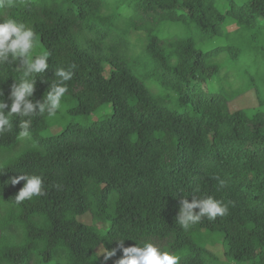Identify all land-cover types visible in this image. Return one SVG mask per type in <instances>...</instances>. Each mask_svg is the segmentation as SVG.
Listing matches in <instances>:
<instances>
[{"label": "trees", "instance_id": "trees-1", "mask_svg": "<svg viewBox=\"0 0 264 264\" xmlns=\"http://www.w3.org/2000/svg\"><path fill=\"white\" fill-rule=\"evenodd\" d=\"M8 18L51 53L31 99L74 63L61 106L111 113L44 139L50 117H34L32 141L18 137L14 117L0 135V264H117L123 248L146 241L180 264H264V98L250 76L257 107L231 112L240 93H225L229 68L221 76L223 58L244 49L264 68V0H13L0 8ZM20 74L0 66L5 103ZM20 173L43 176L45 194L17 204L24 182L10 178ZM193 195L222 200L228 214L182 229L180 199ZM216 244L224 262L208 249ZM99 248L115 250L113 263Z\"/></svg>", "mask_w": 264, "mask_h": 264}, {"label": "clouds", "instance_id": "clouds-1", "mask_svg": "<svg viewBox=\"0 0 264 264\" xmlns=\"http://www.w3.org/2000/svg\"><path fill=\"white\" fill-rule=\"evenodd\" d=\"M13 0H0V8L11 7ZM37 47V36L34 29L12 18L0 22V66L12 65L21 73L12 85L8 99L10 104L3 100V92H0V135L13 130L12 119L19 118L18 137L21 140L32 141L33 118L47 114L55 117L61 109V100L68 92V84L77 69L76 64H69L66 68H56L55 79L49 85V91L42 100L31 99L35 91L34 77L48 68L50 52L43 51L40 55L32 56ZM7 109V111H5ZM218 181V190L226 186V181L215 177ZM21 181L23 187L15 196V202L20 204L33 197L45 194L44 178L37 174L20 173L10 178V183L16 185ZM59 188V185H56ZM198 209V211H194ZM229 205L222 200L211 196L193 195L191 202L186 198L180 199V207L176 222L184 230L198 224L203 218L212 221L217 217L228 214ZM104 259L108 260L115 255V250L104 248L100 252ZM99 254V255H100ZM117 264H180V257L150 241L142 245L123 248V257Z\"/></svg>", "mask_w": 264, "mask_h": 264}, {"label": "rangeland", "instance_id": "rangeland-1", "mask_svg": "<svg viewBox=\"0 0 264 264\" xmlns=\"http://www.w3.org/2000/svg\"><path fill=\"white\" fill-rule=\"evenodd\" d=\"M242 51L243 53L241 57L237 59L235 62H232L230 59H228L227 62L226 56L225 58H223V63H227V64L221 76L224 78L225 76L224 72L228 68L230 69L228 75L225 77V79H223V83H222V85H224L226 89L225 93L231 96L235 95V93L236 94L240 93L239 95L238 94L235 95L234 99L231 100L228 104L229 110L231 112L241 109H252L257 107L258 102L256 95L254 91L250 90L248 86V81L250 79V76L256 82L258 89L264 98V68L262 65L257 66L258 65L257 61L255 62L256 65L253 64L255 58L249 49H244ZM42 52H43L42 48L40 47L37 41V47L34 48L31 55L32 56L40 55ZM255 66H257V68H255ZM242 78L244 79V81L241 80ZM218 86L220 87L218 83H215V89H218L219 88ZM70 107H71L70 103H67V101L64 102L63 105L61 106V109L59 110V113L55 117H50L48 119L49 128L44 133H42L39 136V138L44 139L49 136L56 135L67 124L77 123L82 126H86L91 122L96 121L98 118L111 113V108L108 105H106L99 108L96 112L88 116L78 117V116H72L66 112L67 109ZM24 145L25 143L21 144L17 150H13L11 152H5L3 154V160H7L18 155L19 152L25 149ZM79 221L87 225L93 224V221L89 215L80 217ZM95 225L97 227L101 226L100 224H95ZM208 249L218 258L219 262L225 261V259L223 258L222 247L219 244L209 247ZM101 251H103V249L99 248L97 249L96 253L98 256L104 257L103 254H100ZM109 260L111 261V263H113V259L111 257L109 258ZM225 264H236V263H225Z\"/></svg>", "mask_w": 264, "mask_h": 264}]
</instances>
